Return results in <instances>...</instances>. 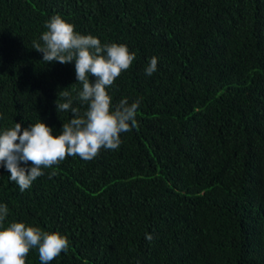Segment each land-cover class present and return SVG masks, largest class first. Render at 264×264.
Wrapping results in <instances>:
<instances>
[{
    "label": "trees",
    "instance_id": "trees-1",
    "mask_svg": "<svg viewBox=\"0 0 264 264\" xmlns=\"http://www.w3.org/2000/svg\"><path fill=\"white\" fill-rule=\"evenodd\" d=\"M57 14L135 53L107 91L113 110L141 101L138 127L23 192L0 166L4 227L66 236L49 264H264V0H0V133L42 121L61 134L65 89L88 108L75 62L33 49ZM26 264H41L38 248Z\"/></svg>",
    "mask_w": 264,
    "mask_h": 264
},
{
    "label": "clouds",
    "instance_id": "clouds-1",
    "mask_svg": "<svg viewBox=\"0 0 264 264\" xmlns=\"http://www.w3.org/2000/svg\"><path fill=\"white\" fill-rule=\"evenodd\" d=\"M40 42H33V49L43 54L46 63L75 62L77 81L82 85L76 99L88 104L87 110L73 107V99L67 89L58 93L57 111H71L73 118L64 123L61 134L53 135V129L39 121L23 128L21 123L0 133V166L10 172L21 192L44 175L43 168H51L68 156L78 155L84 160L96 157L101 148L116 150L121 145V133L138 127L136 115L141 101L129 104L124 98L112 109L111 87L121 72L129 69L135 60L126 45L101 44L99 38L82 35L74 25L59 14L46 22ZM158 58L153 56L145 69L151 76L157 71ZM89 77H94L90 80ZM64 100L65 102H61ZM31 162V166H28ZM22 164L24 166H22ZM55 173H51V178ZM9 214L7 204H0V264H26L30 249L38 248L41 264H49L62 251L66 252L69 241L59 232L49 233L39 227L12 222L4 227ZM151 242L154 237L145 234Z\"/></svg>",
    "mask_w": 264,
    "mask_h": 264
}]
</instances>
